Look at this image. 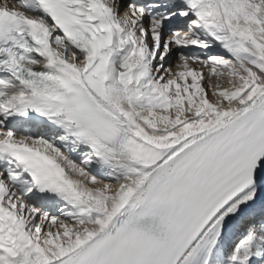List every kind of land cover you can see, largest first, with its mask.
Returning <instances> with one entry per match:
<instances>
[{
  "label": "snow or ice",
  "instance_id": "obj_1",
  "mask_svg": "<svg viewBox=\"0 0 264 264\" xmlns=\"http://www.w3.org/2000/svg\"><path fill=\"white\" fill-rule=\"evenodd\" d=\"M0 264H264V0H3Z\"/></svg>",
  "mask_w": 264,
  "mask_h": 264
},
{
  "label": "bare ground",
  "instance_id": "obj_2",
  "mask_svg": "<svg viewBox=\"0 0 264 264\" xmlns=\"http://www.w3.org/2000/svg\"><path fill=\"white\" fill-rule=\"evenodd\" d=\"M3 2V0L2 1H0V3H2ZM14 2V0H9V3L11 4V3H13Z\"/></svg>",
  "mask_w": 264,
  "mask_h": 264
}]
</instances>
